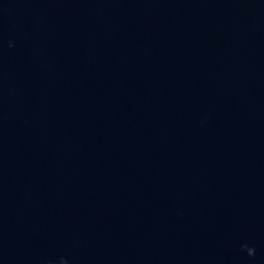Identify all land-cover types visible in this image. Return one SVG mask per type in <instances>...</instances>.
<instances>
[{"label":"water","instance_id":"obj_1","mask_svg":"<svg viewBox=\"0 0 264 264\" xmlns=\"http://www.w3.org/2000/svg\"><path fill=\"white\" fill-rule=\"evenodd\" d=\"M0 264H264V0H0Z\"/></svg>","mask_w":264,"mask_h":264},{"label":"clouds","instance_id":"obj_2","mask_svg":"<svg viewBox=\"0 0 264 264\" xmlns=\"http://www.w3.org/2000/svg\"><path fill=\"white\" fill-rule=\"evenodd\" d=\"M244 247H245V246H244ZM246 247H247V246H246ZM247 250H248L249 255H252V254L254 253V249H252V248H248Z\"/></svg>","mask_w":264,"mask_h":264}]
</instances>
